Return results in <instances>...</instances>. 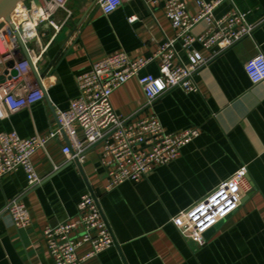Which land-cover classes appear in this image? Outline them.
<instances>
[{"label": "crops", "instance_id": "1", "mask_svg": "<svg viewBox=\"0 0 264 264\" xmlns=\"http://www.w3.org/2000/svg\"><path fill=\"white\" fill-rule=\"evenodd\" d=\"M185 2L188 13L196 16V0ZM235 9L254 26L252 34L215 53L193 46L207 61L194 78L197 91L170 90L147 108L133 78L110 97L113 109L128 122L153 114L167 134L197 128L198 137L182 147L176 160L108 192L102 143L85 150L77 165L63 154L69 144L64 136L49 140L31 157L39 185L30 189L22 170L0 179V264H51L42 230L73 218L81 197L91 193L114 245L84 264H264V81L254 85L245 72L249 60L264 56V0L224 2L214 16ZM52 20L60 29L37 67L45 98L0 120V133L27 139L56 132L57 112L67 111L78 98L77 78L93 63L118 53L147 59L176 37L162 8L153 6L150 12L142 0H121L109 15L103 14L99 0H68ZM206 27L201 21L191 32L198 36ZM52 34L51 28H41V44ZM176 49L187 62L183 50ZM147 74L160 75L158 60L140 73ZM76 132L83 139L79 128ZM242 167L251 189L242 195L238 209L207 232L202 245L182 236L171 218ZM15 199L28 210V228L17 229L4 210ZM90 250L82 245L77 255L84 257Z\"/></svg>", "mask_w": 264, "mask_h": 264}, {"label": "built area", "instance_id": "2", "mask_svg": "<svg viewBox=\"0 0 264 264\" xmlns=\"http://www.w3.org/2000/svg\"><path fill=\"white\" fill-rule=\"evenodd\" d=\"M68 0H38L16 6L8 21H0V120H5L45 98L43 79L37 67L49 44L59 32L60 26L53 22L56 11L66 9ZM150 12L159 5L176 37L166 40L147 59H130L124 53L106 57L91 65L89 71L77 78L79 96L70 103L67 111L57 112L59 129L46 136L20 138L16 133H0V179L22 170L28 187L40 184L31 157L54 138L64 136L68 146L63 148L67 158H79L91 146L102 143L101 163L106 169V192L125 182H138L151 170L176 160L182 147L198 137L197 128H188L177 134L164 132L153 114L135 123L122 119L111 105V94L136 78L146 104H152L166 92L181 89L197 91L195 76L206 60L193 48L195 44L215 53L227 50L252 34L254 26L248 24L245 15L236 9L221 18L214 11L224 2L232 0H196L199 11L191 16L185 0H142ZM121 5V0H99L103 14L109 15ZM135 21L128 18L129 23ZM206 23V30L195 36L192 29L199 22ZM51 28L50 40L42 45L39 41L41 28ZM179 46L186 55L181 59ZM23 51L25 55L23 54ZM160 62V75H140L151 62ZM14 62L13 67L9 63ZM12 71L16 74L12 75ZM245 72L252 84L264 81V56L258 55L245 65ZM76 128L83 134L77 136ZM245 167L222 180L209 194L180 211L171 218L172 224L185 238L196 245L204 243V236L219 222L233 214L241 203L242 195L250 191ZM17 229L30 225L29 213L18 199L6 204ZM51 264H84V262L114 245L111 232L102 217L96 197L86 194L77 204L73 218L42 230ZM88 244L90 252L77 255V249Z\"/></svg>", "mask_w": 264, "mask_h": 264}, {"label": "water", "instance_id": "3", "mask_svg": "<svg viewBox=\"0 0 264 264\" xmlns=\"http://www.w3.org/2000/svg\"><path fill=\"white\" fill-rule=\"evenodd\" d=\"M27 1L33 2L36 6L39 4L38 3V0H0V21H2V20L8 21L9 18H10L11 13L14 11V9L16 8V6L19 5V4H21V3H25ZM23 54L25 55L24 51H23ZM8 65H9V67H13L14 62H10ZM15 74L16 73L14 71H12V75H15ZM72 163H75V164L78 165V159L77 158H74L70 162V164H72ZM80 170H81V168H80ZM91 195L94 196L92 193H91ZM96 202L98 204L97 199H96Z\"/></svg>", "mask_w": 264, "mask_h": 264}, {"label": "rangeland", "instance_id": "4", "mask_svg": "<svg viewBox=\"0 0 264 264\" xmlns=\"http://www.w3.org/2000/svg\"><path fill=\"white\" fill-rule=\"evenodd\" d=\"M30 2V1H27V3Z\"/></svg>", "mask_w": 264, "mask_h": 264}]
</instances>
